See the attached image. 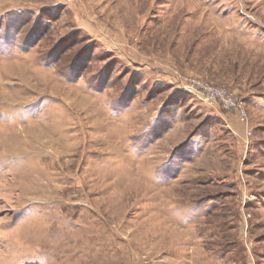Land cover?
<instances>
[{
    "label": "rangeland",
    "instance_id": "rangeland-1",
    "mask_svg": "<svg viewBox=\"0 0 264 264\" xmlns=\"http://www.w3.org/2000/svg\"><path fill=\"white\" fill-rule=\"evenodd\" d=\"M0 264H264V0H0Z\"/></svg>",
    "mask_w": 264,
    "mask_h": 264
},
{
    "label": "built area",
    "instance_id": "built-area-1",
    "mask_svg": "<svg viewBox=\"0 0 264 264\" xmlns=\"http://www.w3.org/2000/svg\"><path fill=\"white\" fill-rule=\"evenodd\" d=\"M189 90L202 96L207 101L216 102L226 110L239 112L242 121L247 119L243 103L227 88L214 86L201 80H192L187 84Z\"/></svg>",
    "mask_w": 264,
    "mask_h": 264
},
{
    "label": "snow or ice",
    "instance_id": "snow-or-ice-1",
    "mask_svg": "<svg viewBox=\"0 0 264 264\" xmlns=\"http://www.w3.org/2000/svg\"><path fill=\"white\" fill-rule=\"evenodd\" d=\"M160 171L162 172L163 171V168Z\"/></svg>",
    "mask_w": 264,
    "mask_h": 264
},
{
    "label": "bare ground",
    "instance_id": "bare-ground-1",
    "mask_svg": "<svg viewBox=\"0 0 264 264\" xmlns=\"http://www.w3.org/2000/svg\"><path fill=\"white\" fill-rule=\"evenodd\" d=\"M206 14V13H205ZM185 17V16H184ZM214 26V25H213ZM25 190V189H24ZM34 193V192H33Z\"/></svg>",
    "mask_w": 264,
    "mask_h": 264
}]
</instances>
